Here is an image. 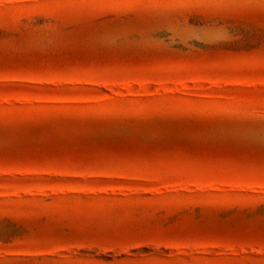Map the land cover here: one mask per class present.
Wrapping results in <instances>:
<instances>
[{"label":"rangeland","instance_id":"1","mask_svg":"<svg viewBox=\"0 0 264 264\" xmlns=\"http://www.w3.org/2000/svg\"><path fill=\"white\" fill-rule=\"evenodd\" d=\"M0 264H264V0H0Z\"/></svg>","mask_w":264,"mask_h":264}]
</instances>
